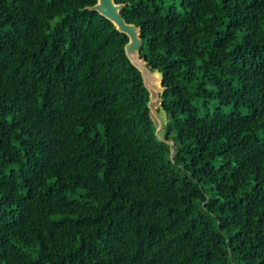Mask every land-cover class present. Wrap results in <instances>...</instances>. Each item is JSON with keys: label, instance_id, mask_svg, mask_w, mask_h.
<instances>
[{"label": "trees", "instance_id": "trees-1", "mask_svg": "<svg viewBox=\"0 0 264 264\" xmlns=\"http://www.w3.org/2000/svg\"><path fill=\"white\" fill-rule=\"evenodd\" d=\"M96 2L0 0V264H264V0H115L173 151Z\"/></svg>", "mask_w": 264, "mask_h": 264}, {"label": "water", "instance_id": "water-1", "mask_svg": "<svg viewBox=\"0 0 264 264\" xmlns=\"http://www.w3.org/2000/svg\"><path fill=\"white\" fill-rule=\"evenodd\" d=\"M125 4H117L115 0H97L96 4L87 9L97 12L99 15L110 21L116 30L128 38L125 45V53L131 64L140 72L144 87L149 94L148 109L149 115L156 129V136L161 142H165V125L167 114L162 107L161 95L166 88L162 86L163 73L159 70H152L145 58L140 56L143 46L141 28L134 24L127 23L121 16V10ZM173 151V142L166 141Z\"/></svg>", "mask_w": 264, "mask_h": 264}]
</instances>
